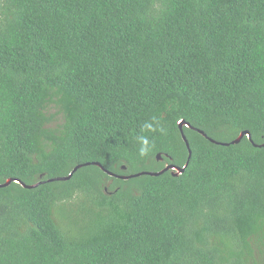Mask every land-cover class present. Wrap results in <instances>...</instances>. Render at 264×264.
Returning a JSON list of instances; mask_svg holds the SVG:
<instances>
[{"label": "trees", "instance_id": "1", "mask_svg": "<svg viewBox=\"0 0 264 264\" xmlns=\"http://www.w3.org/2000/svg\"><path fill=\"white\" fill-rule=\"evenodd\" d=\"M263 143L264 0H0V264H264Z\"/></svg>", "mask_w": 264, "mask_h": 264}, {"label": "water", "instance_id": "2", "mask_svg": "<svg viewBox=\"0 0 264 264\" xmlns=\"http://www.w3.org/2000/svg\"><path fill=\"white\" fill-rule=\"evenodd\" d=\"M185 123H186L185 121H183V122L180 123V127H181V129L183 128V125H184ZM187 125H188V126H191L190 123H187ZM194 129H197V128H194ZM197 130L200 131L202 134L206 135L205 132H204L203 130H200V129H197ZM182 134H183V138H184V140L186 141V143H187V145H188V147H189V141H188L186 135H185L183 132H182ZM246 135L249 137V139H250L251 141H253V140H252V135H251L250 131H249V130H245V131H242V132L240 133V135H239L235 140L232 141V143H239V142L243 139V137L246 136ZM211 140L215 142V140H213V139H211ZM224 144L228 145L229 143H224ZM255 145H256V144H255ZM260 146H264V143H263L262 145H260ZM189 151H190V155H191V150H190V148H189ZM157 157H158V159H162L160 153L157 155ZM188 162H189V161H187V163H186V165H185L184 167H179V166L174 165V164H167V166H166L164 169H162L161 171H157V172H155V171H144V172H140V173L133 174V175H128V176H125V175H119V174H116V173H114V172H111V171L105 169V167H104L100 162H93V163L96 164V165L101 166V167H102V168H103V169H104L109 175L117 176V177H121V178H125V179H126V178H130V177H134V176H139V175H142V174L159 175V174H162L163 172H165L166 170H168V169H170V168H174V169L177 170L176 172H173L174 175H179V174H181V173L185 170V167L187 166ZM88 164H90V163H85V164H79V165H77V166L73 169V171H72L68 176L55 177V178H51V179H49V180H50V181H53V180H68V179H70V178L73 176L74 172H75L79 167H81V166H83V165H88ZM124 167H125V166H124ZM12 181L20 182V183H22L23 186H25V187H27V188L37 187L39 184H41V183L43 182V181H40V182H38V183H35V184H32V185H29V184L23 182V181L20 180V179H8L5 183H1V184H0V187L8 186Z\"/></svg>", "mask_w": 264, "mask_h": 264}, {"label": "clouds", "instance_id": "3", "mask_svg": "<svg viewBox=\"0 0 264 264\" xmlns=\"http://www.w3.org/2000/svg\"><path fill=\"white\" fill-rule=\"evenodd\" d=\"M148 148L147 147H144V148H142L141 150H140V156L141 157H145V156H147L148 155Z\"/></svg>", "mask_w": 264, "mask_h": 264}, {"label": "rangeland", "instance_id": "4", "mask_svg": "<svg viewBox=\"0 0 264 264\" xmlns=\"http://www.w3.org/2000/svg\"><path fill=\"white\" fill-rule=\"evenodd\" d=\"M76 204V203H75ZM75 204L74 205H71L70 207H75Z\"/></svg>", "mask_w": 264, "mask_h": 264}]
</instances>
